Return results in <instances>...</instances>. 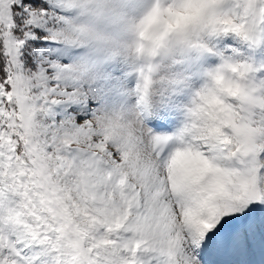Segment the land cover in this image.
Masks as SVG:
<instances>
[{"label":"snow or ice","instance_id":"1","mask_svg":"<svg viewBox=\"0 0 264 264\" xmlns=\"http://www.w3.org/2000/svg\"><path fill=\"white\" fill-rule=\"evenodd\" d=\"M95 2L0 0V264H264V0H192L120 110Z\"/></svg>","mask_w":264,"mask_h":264},{"label":"clouds","instance_id":"2","mask_svg":"<svg viewBox=\"0 0 264 264\" xmlns=\"http://www.w3.org/2000/svg\"><path fill=\"white\" fill-rule=\"evenodd\" d=\"M88 8L95 13L94 20L110 42L114 58L133 56L142 59L140 68L151 64L155 57L149 53L195 15L192 0H152L138 15L133 14L130 7L122 8L118 0H96ZM155 91L156 87L153 88Z\"/></svg>","mask_w":264,"mask_h":264},{"label":"rangeland","instance_id":"3","mask_svg":"<svg viewBox=\"0 0 264 264\" xmlns=\"http://www.w3.org/2000/svg\"><path fill=\"white\" fill-rule=\"evenodd\" d=\"M118 3L122 8L130 7L131 12L138 15L150 6L152 0H118ZM84 51V49H73L76 55H81ZM136 59L133 56H129L122 59L114 58L110 61L109 70L113 85L102 100L107 106L120 110L129 108L135 104V87L138 79V69L143 63L142 59H137V62L135 61ZM166 59V57H155L152 62L160 63L161 60L166 61ZM175 67L177 71L187 75V86L175 92L170 97L161 95L157 100L158 103L165 104L166 100L170 101L173 106L186 103L190 99L193 91L202 83L201 74L197 67L189 64H180ZM155 87L158 92L163 93L166 91L162 81H156Z\"/></svg>","mask_w":264,"mask_h":264}]
</instances>
